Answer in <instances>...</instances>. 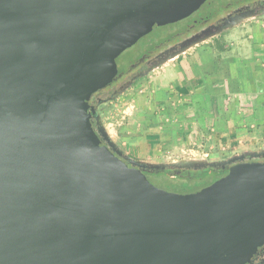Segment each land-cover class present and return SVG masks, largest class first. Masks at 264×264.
Listing matches in <instances>:
<instances>
[{"label": "water", "instance_id": "water-1", "mask_svg": "<svg viewBox=\"0 0 264 264\" xmlns=\"http://www.w3.org/2000/svg\"><path fill=\"white\" fill-rule=\"evenodd\" d=\"M206 1L0 0V264H249L264 243V163L242 162L264 148L135 159L88 103L105 64ZM256 17L246 10L207 27L139 77ZM226 167L182 194L143 173Z\"/></svg>", "mask_w": 264, "mask_h": 264}, {"label": "crops", "instance_id": "crops-1", "mask_svg": "<svg viewBox=\"0 0 264 264\" xmlns=\"http://www.w3.org/2000/svg\"><path fill=\"white\" fill-rule=\"evenodd\" d=\"M263 36L254 33L257 43L250 58H230L221 56V52L216 56L212 51L195 49L179 57V62L172 64L174 70L171 68L177 74L175 86L163 91L164 105L159 108L173 106L169 110L175 113L169 117L172 124H164L160 132L148 133L144 140L126 141L125 153L154 162L163 147L182 151L208 137L205 146L211 151L263 149Z\"/></svg>", "mask_w": 264, "mask_h": 264}, {"label": "rangeland", "instance_id": "rangeland-1", "mask_svg": "<svg viewBox=\"0 0 264 264\" xmlns=\"http://www.w3.org/2000/svg\"><path fill=\"white\" fill-rule=\"evenodd\" d=\"M229 2H233V0H213V4L215 5H223ZM202 13L201 10H198L193 16L199 17ZM214 14L216 15L217 12H214ZM189 22L190 20H185L183 22L159 26L146 36L140 38L133 46L123 51L117 58L110 60L95 74L90 83V92L94 91L96 88L102 87L104 90L101 91L99 95H103L104 92H107V89H105L106 86L101 85H104L106 80L108 81L112 70L118 68L120 71H126L128 73L134 59L145 51V44H148L151 40L161 37L162 35L180 31L183 25ZM258 32L264 34V18L256 19L238 27L228 29L194 49L196 52L202 50L212 51L216 56H219L221 52V56L228 55L230 58L234 56H245L246 58H250L253 52V45L257 43H255L253 36L254 33L256 34ZM249 36L251 37L249 38ZM261 43L263 45L264 41ZM179 60L180 58L168 62L155 71L140 78L129 90L120 95L115 101L101 106L100 115L106 130L112 140L115 141L124 153L127 146L126 141L132 139H139V141L144 140L145 135L148 133L160 132L159 130L163 128L164 124H172L169 119L175 113L169 112V110L172 109L173 106H169L170 108H165V110L159 108L164 105L163 91L175 86L174 78L177 74L173 71L172 64L179 62ZM166 83L168 84L166 85ZM208 138L203 139V144L197 143L196 141L195 144L185 147L182 151H175V149L171 147L165 148L162 146L163 149L159 153L157 161H154V163H165L171 160L189 157H203L210 161H214L222 160L236 154L228 150H207L205 143H207L206 139ZM142 142L144 143V141ZM148 143L150 142L148 141ZM163 179L162 182H157L149 178V181L159 189L178 194L193 192L197 189H202L205 185V182H199L196 179L190 180L189 182L182 181V178L173 179L171 182L165 180V178Z\"/></svg>", "mask_w": 264, "mask_h": 264}, {"label": "flooded vegetation", "instance_id": "flooded-vegetation-1", "mask_svg": "<svg viewBox=\"0 0 264 264\" xmlns=\"http://www.w3.org/2000/svg\"><path fill=\"white\" fill-rule=\"evenodd\" d=\"M251 9L256 12V19L264 18V0H233V2L223 5H215L213 4V0H207L198 9L203 12L199 17L193 16L198 11L197 10L189 17L178 21L183 22L185 20H190L189 23L183 25L180 31L162 35L161 37L151 40L148 44H145V51L134 59L132 65H130L128 73L126 71H120L118 68L112 70L108 81L106 80L104 85H101L106 86L105 89H107V92H104L103 95H99V93L104 90L102 87L89 92L88 103L90 107H97L98 112L101 113V106L115 101L120 95L129 90L135 82L140 79V74L146 72L153 61L157 60L162 53H165L170 48L178 45L180 42L201 32L209 26L218 25L224 21V19L229 18L236 13ZM214 12H217V14L215 15ZM92 122L95 129L94 121L92 120ZM242 163L263 164L264 157L259 159H245ZM228 168L229 167H226V169L222 171V175L219 178L228 173ZM151 179L154 180L155 178L151 177ZM263 259L264 243L258 247L249 264H258Z\"/></svg>", "mask_w": 264, "mask_h": 264}, {"label": "trees", "instance_id": "trees-1", "mask_svg": "<svg viewBox=\"0 0 264 264\" xmlns=\"http://www.w3.org/2000/svg\"><path fill=\"white\" fill-rule=\"evenodd\" d=\"M222 169H202V170H192V169H164L160 171H153L150 172L148 170L143 171L145 176L148 178H155L154 181L162 182L165 178V180H168L171 182V180L176 178H182V181L189 182L190 180H197V181H203L205 182V185L202 187H206L216 181L221 175H222ZM201 189V188H200ZM199 190V189H197ZM196 190V191H197ZM194 192V191H193ZM191 193V192H186Z\"/></svg>", "mask_w": 264, "mask_h": 264}]
</instances>
